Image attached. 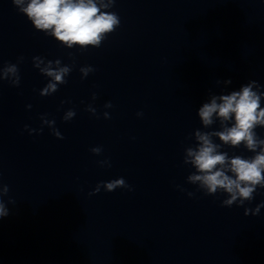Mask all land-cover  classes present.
<instances>
[{"label": "clouds", "instance_id": "clouds-1", "mask_svg": "<svg viewBox=\"0 0 264 264\" xmlns=\"http://www.w3.org/2000/svg\"><path fill=\"white\" fill-rule=\"evenodd\" d=\"M12 3L20 13L26 15L37 31L54 37L68 49L99 48L121 23L120 17L110 11L115 0H12ZM22 60L23 57L18 58V63ZM33 66L49 78L46 86L40 91L41 96L57 92L60 85L67 83L66 77L72 71V66L62 65L60 59L46 61L40 56L33 57ZM79 71L81 78L84 79L95 69L92 66H84ZM3 80L9 81L13 86L19 85L17 64L5 63L0 67V81ZM215 83L227 86L232 81L216 80ZM261 87L256 80H251L241 85L239 90L227 94L217 95L210 92L207 102L199 107L197 114L203 128H211L218 122L219 130L196 129L190 137L194 139L195 144L184 150V164L194 169L188 175L187 182L197 185L206 195L226 194L222 201V206L225 207H231L233 204L243 206L246 201L250 203L257 189H264V138L256 132L258 127L264 128V107L261 106L264 91H261ZM95 98L94 94L93 99ZM111 106V103L105 105ZM87 110L93 114L96 112L91 105ZM75 115V111L70 109L63 116V120L69 121ZM104 117L109 118L107 112L104 113ZM43 122L52 128L53 135L63 139L61 133L53 127L54 120ZM215 139H218L219 143H216ZM241 146L253 155L230 156L227 151L222 150L225 147ZM101 151L100 147L91 149V152L97 155ZM101 188L107 192L115 191L117 188L131 190L122 177L99 182L93 194L98 193ZM8 192L7 185H0V218L8 215V208L3 199ZM188 195L192 196L193 193ZM9 203L13 201L10 200ZM262 207L264 202L254 209L245 208L244 215L247 216L249 213L258 215Z\"/></svg>", "mask_w": 264, "mask_h": 264}]
</instances>
